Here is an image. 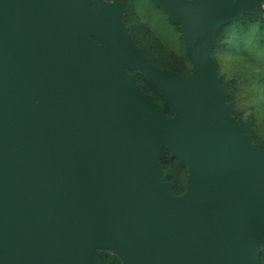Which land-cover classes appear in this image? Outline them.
<instances>
[{"label": "water", "instance_id": "obj_1", "mask_svg": "<svg viewBox=\"0 0 264 264\" xmlns=\"http://www.w3.org/2000/svg\"><path fill=\"white\" fill-rule=\"evenodd\" d=\"M188 75L150 64L121 0H0V264H262L264 144L225 102L210 47L264 0H151ZM128 68L155 85L173 114ZM164 146L186 166L175 195Z\"/></svg>", "mask_w": 264, "mask_h": 264}, {"label": "trees", "instance_id": "obj_2", "mask_svg": "<svg viewBox=\"0 0 264 264\" xmlns=\"http://www.w3.org/2000/svg\"><path fill=\"white\" fill-rule=\"evenodd\" d=\"M111 2L113 0H101ZM122 22L147 62L159 68L188 75L192 64L184 49L183 35L163 9L151 0H121ZM220 86L230 114L236 118L247 139L264 144V4L260 15H242L223 26L210 47ZM136 83L160 104L166 115L173 114L159 89L135 68H128ZM158 163L166 171L175 195L185 190L186 166L164 146ZM264 264V247L259 243ZM98 264H120L110 249H97Z\"/></svg>", "mask_w": 264, "mask_h": 264}, {"label": "rangeland", "instance_id": "obj_3", "mask_svg": "<svg viewBox=\"0 0 264 264\" xmlns=\"http://www.w3.org/2000/svg\"><path fill=\"white\" fill-rule=\"evenodd\" d=\"M262 8H263V4H261V8H260V10H261V13H262Z\"/></svg>", "mask_w": 264, "mask_h": 264}]
</instances>
